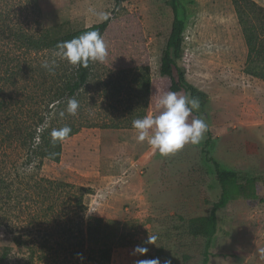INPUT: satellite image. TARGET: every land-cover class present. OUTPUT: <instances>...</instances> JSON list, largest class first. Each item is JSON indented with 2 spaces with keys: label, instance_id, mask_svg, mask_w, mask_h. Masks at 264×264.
<instances>
[{
  "label": "rangeland",
  "instance_id": "obj_1",
  "mask_svg": "<svg viewBox=\"0 0 264 264\" xmlns=\"http://www.w3.org/2000/svg\"><path fill=\"white\" fill-rule=\"evenodd\" d=\"M175 1L185 21L179 64L209 96L200 110L208 131L199 144L164 157L137 140L132 121L148 109L158 113L157 94L137 79L145 62L151 78L162 77L171 0H0V49L13 28L73 31L104 21L115 8L138 11L147 38L144 52L103 39L108 55L92 63L77 113L58 122L79 127L63 141L59 162L37 165L19 146L29 122L24 114L5 142L6 112L0 114V264H95V246L86 240L82 248L80 239L96 217L111 224L110 264H202L206 240L189 234L188 219L208 215L221 192L203 149L224 169L264 173V79L246 72L248 49L233 1ZM231 194L219 211L228 233L213 242L209 264H264V183Z\"/></svg>",
  "mask_w": 264,
  "mask_h": 264
},
{
  "label": "trees",
  "instance_id": "obj_2",
  "mask_svg": "<svg viewBox=\"0 0 264 264\" xmlns=\"http://www.w3.org/2000/svg\"><path fill=\"white\" fill-rule=\"evenodd\" d=\"M121 1L124 0H116L117 5ZM232 1L248 49L246 72L264 79V7L254 0ZM171 4L174 21L161 58L162 77L151 78L149 66L145 62L137 82L146 90L145 92L153 91L158 98L168 91L198 97L201 106L199 111L191 113L190 122L194 118L202 119L200 110L205 107L209 96L187 80L186 71L179 64L184 51L185 21L179 16L176 1L171 0ZM119 10L113 9L112 14L100 23L73 31L58 32L54 28L32 30L27 26H20L13 28L2 38L5 44L4 48L0 49V114L6 112V120H2L1 130L4 133V141L10 143L15 132L21 127L19 115L29 116L25 117L29 121L26 133L23 138L20 135L18 140L21 148H28L27 155L31 162L39 159L37 162L39 165L45 159L60 161L63 142L51 143L50 132L65 125L72 129L69 137L78 132L79 127L76 123L58 122L62 118L74 116L64 113L67 102L69 99H76L93 70V62L87 67L73 66L57 57L55 52L59 42L70 41L86 31L95 30L103 39L107 38L125 50L126 47L139 52L147 49L141 14L138 11L118 14ZM53 61L55 64L52 71L43 67L45 62L52 64ZM149 111L150 109L144 116L148 115ZM203 154L205 159L214 164L221 192L208 215L188 219V231L194 237L205 238L206 250L202 264H209L213 242L219 235L228 233L225 228L226 219L219 215V211L229 203L231 190L238 186L247 188L264 183V173L250 174L224 169L217 160L207 156V150L203 149ZM62 185L70 184L62 182ZM81 189L76 201L80 212L85 209L84 195L87 193V190ZM110 229L109 221L96 217L90 218L85 230H81L80 246L85 248L86 240L95 246L94 250L90 251V254H94L95 264H110L112 256V245L108 237Z\"/></svg>",
  "mask_w": 264,
  "mask_h": 264
},
{
  "label": "clouds",
  "instance_id": "obj_3",
  "mask_svg": "<svg viewBox=\"0 0 264 264\" xmlns=\"http://www.w3.org/2000/svg\"><path fill=\"white\" fill-rule=\"evenodd\" d=\"M56 49L55 55L73 66L87 67L90 62H103L108 55L103 38L95 30L86 31L70 41H61ZM54 64L55 61L52 64L45 62L43 67L52 71ZM200 106L198 97L166 92L158 99L157 114L145 115L132 121V127L137 131V140L147 141L164 157L176 153L186 144H199L208 131V125L199 118L189 122V117L193 111H199ZM78 107L76 99L68 100L69 114L75 115ZM71 131L67 125L54 128L50 132L51 143L63 142Z\"/></svg>",
  "mask_w": 264,
  "mask_h": 264
},
{
  "label": "crops",
  "instance_id": "obj_4",
  "mask_svg": "<svg viewBox=\"0 0 264 264\" xmlns=\"http://www.w3.org/2000/svg\"><path fill=\"white\" fill-rule=\"evenodd\" d=\"M159 181H161V184H162V181L164 180V177L161 176V178H158ZM160 183H158V185H161Z\"/></svg>",
  "mask_w": 264,
  "mask_h": 264
}]
</instances>
